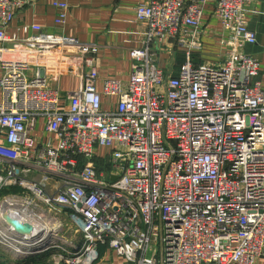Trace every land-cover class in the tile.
I'll list each match as a JSON object with an SVG mask.
<instances>
[{"label": "built area", "instance_id": "built-area-1", "mask_svg": "<svg viewBox=\"0 0 264 264\" xmlns=\"http://www.w3.org/2000/svg\"><path fill=\"white\" fill-rule=\"evenodd\" d=\"M34 1L0 0V246L18 254L25 236L49 233L54 209L82 235L78 253L57 263L263 257L264 85L259 61L244 51L256 42L246 21L255 0H140L134 14L145 29L129 53L128 80L105 79L100 91L95 44L24 27L26 52L70 49L67 67L86 69L65 95L50 88L43 67L29 76L27 62L4 57L15 40L6 27ZM209 2L226 39L221 60L206 64L193 54ZM52 4L63 26L68 3ZM157 46L183 49L174 74L157 65ZM102 96L115 103L104 108ZM40 118L44 140L33 135ZM100 148L108 151L105 173L93 162Z\"/></svg>", "mask_w": 264, "mask_h": 264}, {"label": "crops", "instance_id": "crops-1", "mask_svg": "<svg viewBox=\"0 0 264 264\" xmlns=\"http://www.w3.org/2000/svg\"><path fill=\"white\" fill-rule=\"evenodd\" d=\"M66 1L69 10L63 26L54 22L57 9L52 4L53 0H35L32 5L17 12L6 27V34L15 40L4 44L6 50L4 57L27 62L29 76L36 67H43L50 88L58 89L62 95L76 91L80 86L81 73L86 69L67 67L65 62L70 49H65L63 56L32 54L26 52L25 45L19 42L27 35L23 31L24 27H28L30 34L42 29L97 46L95 55L97 91L102 89L103 81L108 78L126 83L132 67L129 53L131 49L141 46L145 29L144 24L137 21L134 14L140 0ZM213 12L214 4L209 2L202 17V49L200 53L193 54L203 63H217L224 53L226 33L222 31ZM246 21L248 27L255 33L256 42L245 45L244 51L259 61V79L264 85V0H255L247 5ZM155 51L157 65L164 69L166 74H174L177 65L184 58L183 49L157 46ZM59 63L62 65L59 66ZM115 100L114 97L102 96V105L107 108L110 104H114ZM43 122L42 118L38 119L36 130L33 132L38 140H44L41 132ZM107 152L103 148L97 150V154L101 155ZM116 259L118 257L114 258V261ZM254 264H264V256L258 258Z\"/></svg>", "mask_w": 264, "mask_h": 264}, {"label": "rangeland", "instance_id": "rangeland-1", "mask_svg": "<svg viewBox=\"0 0 264 264\" xmlns=\"http://www.w3.org/2000/svg\"><path fill=\"white\" fill-rule=\"evenodd\" d=\"M97 157V169L105 173L109 170L107 154H98ZM52 211L54 219L51 220V225H54V231L49 232L45 238L35 237V241H32L33 244L30 245L35 251L23 255L8 252L0 246V264H63L61 261L57 263L56 260L62 258V256L66 258L78 253L82 243V235L78 226L69 221L63 212L54 209ZM21 250L24 251V249ZM114 263L125 264L120 257ZM94 264L103 263L99 259L94 261Z\"/></svg>", "mask_w": 264, "mask_h": 264}, {"label": "water", "instance_id": "water-1", "mask_svg": "<svg viewBox=\"0 0 264 264\" xmlns=\"http://www.w3.org/2000/svg\"><path fill=\"white\" fill-rule=\"evenodd\" d=\"M116 177H111L112 180H114ZM49 233H43L41 231L34 233V234H29L27 236H25L23 238L24 240V244L22 246L21 249H24V251H20L18 254H23L26 253H33L35 250L33 247H31L30 245L33 244V242L35 241V237H40V238H45ZM33 241V242H32ZM26 243V244H25Z\"/></svg>", "mask_w": 264, "mask_h": 264}, {"label": "bare ground", "instance_id": "bare-ground-1", "mask_svg": "<svg viewBox=\"0 0 264 264\" xmlns=\"http://www.w3.org/2000/svg\"><path fill=\"white\" fill-rule=\"evenodd\" d=\"M52 231H54V225L53 224L52 225L50 224L47 232H52Z\"/></svg>", "mask_w": 264, "mask_h": 264}, {"label": "trees", "instance_id": "trees-1", "mask_svg": "<svg viewBox=\"0 0 264 264\" xmlns=\"http://www.w3.org/2000/svg\"><path fill=\"white\" fill-rule=\"evenodd\" d=\"M96 160H97V158H94V159H93V162H94L95 164H96L97 161H98V160H97V161H96ZM99 160H100V159H99ZM97 170H98V169H97ZM98 171H99V170H98ZM101 250H102V249H101Z\"/></svg>", "mask_w": 264, "mask_h": 264}]
</instances>
